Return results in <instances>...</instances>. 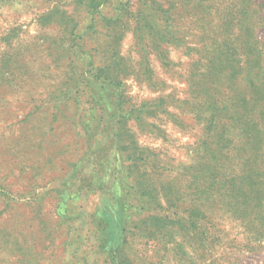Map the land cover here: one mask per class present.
Listing matches in <instances>:
<instances>
[{"label": "rangeland", "instance_id": "1", "mask_svg": "<svg viewBox=\"0 0 264 264\" xmlns=\"http://www.w3.org/2000/svg\"><path fill=\"white\" fill-rule=\"evenodd\" d=\"M126 1L136 12L141 0ZM111 4L102 7L103 21L83 34L80 44L85 50L102 43L105 20L123 13L119 0ZM56 9L75 15L80 30L90 25L75 0H0V58H22L25 68L15 86L0 84V189L8 192L7 200L12 199L9 205L0 201V264H110L114 255L103 250L100 230L109 226L101 217L110 210H104V204L113 199L111 212L119 216L124 230L117 231V239L127 242L128 264H264V225L256 219L248 224L237 218L220 220L216 242L200 247H190L180 233L166 248L157 246L166 242L141 237L139 221L151 205L145 200L120 203L125 154L135 149L152 154L166 169L157 177L163 193L184 190L186 168L196 160L204 132L181 103L156 108L158 117L149 119L150 128L144 132L130 121L121 139L117 116L122 108L129 110L161 96L187 99V82L179 75H186L190 59L171 54L179 65L170 70L152 57L153 74L143 79L131 25L115 36L116 40L122 36L118 60L128 67L118 86H103L84 76L85 83L74 79L54 93L51 86L66 76L63 49L72 40L59 19H45ZM258 35L264 43V29ZM101 58L95 57L96 62L110 65ZM78 64L83 67L80 60ZM127 136L135 137L138 147L127 150L131 141ZM141 162H136L139 174L155 178L151 165L142 167ZM59 191L70 206L58 207ZM181 244L186 257L177 253L176 245Z\"/></svg>", "mask_w": 264, "mask_h": 264}, {"label": "trees", "instance_id": "2", "mask_svg": "<svg viewBox=\"0 0 264 264\" xmlns=\"http://www.w3.org/2000/svg\"><path fill=\"white\" fill-rule=\"evenodd\" d=\"M114 1L75 0L91 21L84 30H80L75 15H68L67 11L56 9L45 17L51 21L59 19L56 21L72 38L63 49L64 61L68 62L63 73L66 76L62 82L51 86L54 93L66 84L69 86L74 79L85 83L84 76L103 86H118L128 67L118 60L122 36L117 40L115 36L122 35L133 25L141 56L139 73L142 76L139 75L145 79L153 74L152 57L170 70L177 67L179 64L173 62L171 54L178 53L190 59L185 76L174 71L175 76L185 77L188 96L183 101L174 95L161 96L129 110L123 109L120 103L122 113L117 116V129L122 133L118 138L124 136L130 121L144 132L150 128L149 119L158 117L156 108H169L178 103L195 116L204 132L195 152L196 160L186 168L184 190L170 189L163 193L165 190H161V180L157 177L166 169L161 166V160L152 159V154H144L142 149L139 153L135 149L125 154L120 203L126 206L130 200H145L151 205L139 221L143 225L141 237L166 242L157 245L166 248L176 243V235L180 233L190 247H200L216 242L214 235L220 220L237 218L248 224L256 219L264 225V43L258 35L264 29V2L141 0L136 12H132L130 2L119 0L123 13H113L116 16L105 20L102 43L85 50L80 44L83 34L103 21L100 17L103 5H112ZM97 56L110 61V65H100L95 60ZM21 59L17 61L7 55L0 58V84L15 86L17 75L25 69L20 65ZM80 69L83 73L78 74ZM68 77V82L64 83ZM55 110L57 114L60 108ZM127 137L131 138L127 150L131 146L138 147L135 137ZM137 161H142V167L151 165L155 178L140 175ZM55 194L58 207L70 206L65 193ZM8 197V192L0 189V201L3 199L9 205L12 199L7 200ZM76 199L77 202L78 195ZM113 201L104 204V210H110L101 217L109 225L100 230L105 244L103 250L114 255L110 264H128L124 248L127 242L117 239L124 230L120 228L119 216L111 212L115 199ZM183 244L176 245L179 246L177 253L186 257Z\"/></svg>", "mask_w": 264, "mask_h": 264}]
</instances>
